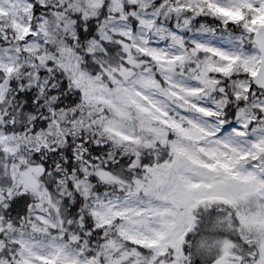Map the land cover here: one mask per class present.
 Segmentation results:
<instances>
[{
	"label": "snow or ice",
	"instance_id": "obj_1",
	"mask_svg": "<svg viewBox=\"0 0 264 264\" xmlns=\"http://www.w3.org/2000/svg\"><path fill=\"white\" fill-rule=\"evenodd\" d=\"M0 264H264V0H0Z\"/></svg>",
	"mask_w": 264,
	"mask_h": 264
}]
</instances>
